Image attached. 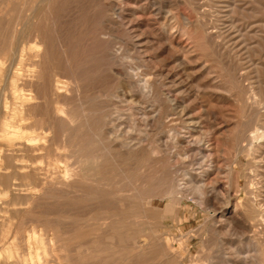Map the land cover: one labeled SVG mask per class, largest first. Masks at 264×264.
<instances>
[{"label":"rangeland","instance_id":"374dc122","mask_svg":"<svg viewBox=\"0 0 264 264\" xmlns=\"http://www.w3.org/2000/svg\"><path fill=\"white\" fill-rule=\"evenodd\" d=\"M12 27L22 34L10 43ZM0 36V129L15 133L0 131V231L15 230L13 253L35 226L63 264H264L253 135L264 125V0H0ZM37 125L46 140L28 144ZM56 150L71 164L62 178L46 165ZM91 155L97 165L82 171Z\"/></svg>","mask_w":264,"mask_h":264},{"label":"bare ground","instance_id":"6f19581e","mask_svg":"<svg viewBox=\"0 0 264 264\" xmlns=\"http://www.w3.org/2000/svg\"><path fill=\"white\" fill-rule=\"evenodd\" d=\"M15 1V0H14ZM40 1H43V2H47V1H49V0H40ZM19 2V1H18ZM22 3H23V1H22ZM231 3V2H230ZM234 3H235V1H234ZM18 4H20V3H18ZM24 4H25V2H24ZM35 5H36V3H34ZM229 4V3H228ZM5 5V4H4ZM232 5H233V3H232ZM25 6V5H24ZM24 6H23V8H24ZM29 6V5H28ZM46 6H48V5H46ZM5 7V6H4ZM26 7V6H25ZM6 8V7H5ZM43 8H44V5H43ZM34 9V8H33ZM33 9H31V14L33 13L32 12V10ZM37 9V8H36ZM34 13H35V10H34ZM41 13V12H40ZM227 14V13H226ZM12 14H10V16H11ZM19 15H21V14H19ZM19 15H18V18H16L18 21H19ZM30 15V14H29ZM28 15V16H29ZM34 15V14H33ZM32 15V16H33ZM8 16V15H7ZM13 17V16H12ZM30 17V19H31V16H29ZM35 17H37V15L35 16ZM34 17V18H35ZM228 18V17H227ZM5 19V18H4ZM11 19V18H10ZM9 19V20H10ZM29 19V18H28ZM27 19V20H28ZM29 19V20H30ZM16 20V21H17ZM28 20V21H29ZM16 21L15 22H13V24H15L16 23ZM32 21H33V18H32ZM4 22V21H3ZM10 22V21H9ZM30 22V21H29ZM220 22V21H219ZM19 23V22H18ZM18 23H17V25H18ZM23 23V22H22ZM1 24H3L2 22H1ZM30 24V23H29ZM31 24H34V23H32L31 22ZM8 25V24H7ZM10 25V24H9ZM7 28V27H6ZM6 28H4V29H6ZM12 28H14V27H12ZM30 28V30H31V26L29 27ZM213 28V27H212ZM9 29H11V28H9ZM8 29V30H9ZM21 29H23L22 28V26H21ZM31 32V31H30ZM20 33H21V31H19V30H17V28L15 27L14 29H12V31L10 32V36H9V38H7L6 40L7 41H10V43H11V40L14 38V39H16V36L19 38L20 36H18V34L20 35ZM7 34H8V32H7ZM22 34V33H21ZM4 35V34H3ZM6 35V34H5ZM217 35V34H216ZM31 36H32V33H31ZM40 36V35H39ZM1 37V36H0ZM26 37V36H25ZM28 37H30V35L28 36ZM209 37V36H208ZM1 39V38H0ZM3 39V38H2ZM4 39H5V36H4ZM4 39L2 40V41H4ZM13 39V40H14ZM40 39V38H39ZM38 39V40H39ZM26 40H27V37H26ZM29 40V39H28ZM18 43H20V41H19V39L18 40H16ZM13 42V41H12ZM26 43H28V41H25ZM33 41H31V43H32ZM39 42V41H38ZM25 43V44H26ZM22 43H20V45H21ZM24 44V43H23ZM41 44V43H40ZM15 45V44H14ZM13 45V46H14ZM19 45V44H18ZM31 45H33V44H31ZM31 45H29V46H31ZM36 45H39V43H37ZM216 45V44H215ZM9 46V45H8ZM7 46V47H8ZM25 45H23V47H24ZM40 46V45H39ZM42 46V45H41ZM55 46V45H54ZM23 47L21 46V49H20V51H22V52H24L25 51V49L24 50H22L23 49ZM4 48H6L5 46H4ZM11 49V48H10ZM16 49H17V47L15 48V50H13V51H16ZM31 49V48H30ZM33 49H34V51H35V53H33V55H32V62H33V64H34V66H35V62H36V60L38 59V54H40V52L37 50V48L36 47H33ZM3 50V49H2ZM7 50H8V48H7ZM39 53H38V52ZM42 51V50H41ZM0 52H2L1 50H0ZM3 52H5L4 50H3ZM12 52V51H11ZM17 52H18V50L16 51V53L15 52H13V53H15V54H17ZM21 52V53H22ZM55 52V51H54ZM10 53V52H9ZM13 53H11V54H13ZM25 53H26V51H25ZM30 53V52H29ZM32 53V52H31ZM7 54V53H6ZM22 55H24V53L22 54ZM30 54H28V56H29ZM41 55V54H40ZM43 55V54H42ZM1 56V55H0ZM9 56H11V55H9ZM13 56H16V55H12V57ZM18 56V55H17ZM21 56V55H20ZM19 56V57H20ZM26 56V55H25ZM31 56V55H30ZM30 56H29V58H30ZM22 57V56H21ZM20 57V58H21ZM40 57V56H39ZM10 58V57H9ZM14 58V57H13ZM16 58H18V57H16ZM15 58V59H16ZM19 58V60H23V57H22V59H20ZM25 60V59H24ZM23 60V61H24ZM29 60V59H28ZM2 61V60H1ZM40 60L38 59V62H39ZM12 62H14V61H12ZM11 62V63H12ZM17 62H20V61H17ZM30 62V61H29ZM10 64V63H9ZM31 64V63H30ZM10 69H11V64H10V66H8ZM14 67V63H13V66H12V68ZM41 67V66H40ZM31 68H33L32 70H28V76H30L31 75V73H29V72H32V73H34V75L33 76H35V73L37 72V70H36V68L34 69V67H31ZM30 69V68H29ZM4 70V69H3ZM13 70V69H12ZM17 69H15V71H16ZM5 71V70H4ZM19 71V70H18ZM39 71V70H38ZM40 72H41V70H40ZM53 72V71H52ZM20 73V72H19ZM9 74V73H8ZM14 74H15V72H14ZM16 74H18L17 73V71H16ZM30 74V75H29ZM19 75V74H18ZM21 75V74H20ZM40 75V74H39ZM58 75V74H57ZM6 76H7V74H6ZM25 76V75H24ZM37 76V75H36ZM48 76V75H47ZM59 76V75H58ZM31 77V78H30ZM29 77V79L30 80H32V76H30ZM6 78H9V76L8 77H6ZM59 78V77H58ZM26 79V78H25ZM24 79V80H25ZM34 79V78H33ZM10 80V79H9ZM12 80V79H11ZM24 80H23V82H24ZM35 80V79H34ZM39 80V79H38ZM44 80H46V79H44ZM55 82V81H54ZM31 83V82H30ZM38 83V82H37ZM64 83H63V81L62 80H57L56 81V83H55V86H54V90H55V93L57 94H59V93H61L62 92V88L65 86V85H63ZM144 84V83H143ZM14 85H16V84H14ZM127 85V84H126ZM125 85V86H126ZM145 85V84H144ZM13 86V85H12ZM31 86V85H30ZM44 86V85H43ZM14 87V86H13ZM41 87V86H40ZM146 87H147V85H146ZM42 88H44V87H42ZM129 88V87H128ZM131 88V87H130ZM4 89V88H3ZM12 89V88H11ZM46 89V88H45ZM44 89V90H45ZM20 90V89H19ZM32 90V89H31ZM30 90V91H31ZM12 91H13V89H12ZM46 91V90H45ZM34 92V91H33ZM39 93V92H38ZM37 93V94H38ZM15 94H16V91H15ZM30 94V93H29ZM49 94V93H48ZM23 95V94H22ZM25 95H27L28 96V94H25ZM25 95H24V98H25ZM31 95V94H30ZM50 95V94H49ZM20 97H21V95H19ZM34 96H36L35 95V93H34ZM34 96H33V98H34ZM42 96V95H41ZM43 96H45V95H43ZM13 97H14V94H13ZM38 97V96H37ZM2 98V97H1ZM22 98V97H21ZM30 98V97H29ZM47 98V97H46ZM61 98V97H60ZM41 99V98H40ZM56 100H57V98H55ZM23 100V99H22ZM26 100V99H25ZM37 100V99H36ZM45 100V99H44ZM43 100V101H44ZM0 101H2V100H0ZM4 101H6L5 99H4ZM29 101V100H28ZM42 101V100H41ZM47 99H46V103H47ZM27 102V101H26ZM25 102V103H26ZM19 103V102H18ZM23 103H24V101H23ZM30 103V102H29ZM43 103V102H42ZM1 104V103H0ZM9 104V103H8ZM12 105V104H11ZM45 106H46V104H44ZM55 105H56V103H55ZM99 105V104H98ZM264 105V104H263ZM1 106V105H0ZM13 106V105H12ZM27 106V105H26ZM2 107V106H1ZM7 107H9V105L7 106ZM17 107V106H16ZM13 108V112H12V117H16V115L17 116H19L20 117V120H22V118H23V112L21 113V111L18 109V108ZM48 107H49V105H48ZM64 107V106H63ZM34 108V107H33ZM50 108H51V105H50ZM60 108V107H59ZM59 108L57 107V106H54V112H55V114L57 115V111L59 112ZM160 108V107H159ZM6 109V108H5ZM9 109V108H8ZM46 109H47V107H46ZM49 109V108H48ZM52 109V108H51ZM0 110H2V108L0 109ZM7 110V109H6ZM159 110V109H158ZM9 111V110H8ZM26 111V110H25ZM30 111H31V109H30ZM45 112V111H44ZM52 112V111H51ZM46 113V112H45ZM6 114V113H5ZM25 114V113H24ZM27 114V113H26ZM54 114V115H55ZM48 115V114H47ZM51 115V114H50ZM53 115V116H54ZM37 116V115H36ZM58 116V115H57ZM63 116V115H62ZM61 116V117H62ZM70 116H72V115H70ZM11 117V118H12ZM26 117V116H25ZM40 117V116H39ZM136 117V116H135ZM10 118V119H11ZM18 118V117H17ZM31 118H32V115H31ZM36 118V117H35ZM263 118H264V116H263ZM6 119V118H5ZM16 119V118H15ZM14 119V120H15ZM58 119V118H57ZM35 120V119H34ZM33 120V121H34ZM44 120V119H43ZM46 120V119H45ZM49 120V119H48ZM69 120V119H68ZM260 120H262V119H260ZM264 120V119H263ZM262 120V121H263ZM5 121V120H4ZM10 121V120H9ZM36 121V120H35ZM61 121V120H60ZM52 122V121H51ZM50 122V123H51ZM0 123H1V120H0ZM20 123H23V124H25L24 122H20ZM34 123V122H33ZM47 123V121H45V124ZM52 123H54V122H52ZM63 123V122H62ZM67 123H68V121H67ZM32 124V123H31ZM36 124H40V121L39 120H37V122H35V125ZM61 124V123H60ZM16 126H17V124H15ZM27 125V124H26ZM34 125V124H33ZM32 125V126H33ZM51 125V124H50ZM59 125V124H58ZM10 126H13L12 124H10L8 121L7 122H3L2 123V128L0 129V131L3 133V135L5 136V137H8V138H12V136H11V134L12 135H14L11 131H9L7 128H9ZM18 126H20V124L18 125ZM31 126V125H30ZM37 126H39L38 128L41 130L38 134L36 133L35 135H30V134H28V135H30L27 139H28V144H36L35 143V141L37 140V139H41V140H43V141H45L46 139L44 138V133H45V129L43 128V125H37ZM45 126V125H44ZM46 126H48V125H46ZM24 127H25V125H24ZM28 127H29V124H28ZM34 127V126H33ZM50 127V126H49ZM62 127V126H61ZM64 127V126H63ZM21 128V127H20ZM256 128V127H255ZM24 129V128H23ZM21 130V129H20ZM30 130H32V129H30ZM15 131V130H14ZM22 131V130H21ZM51 131V130H50ZM146 131V130H145ZM149 131V130H148ZM23 132V131H22ZM29 132V131H28ZM27 132V133H28ZM32 132V131H31ZM30 132V133H31ZM33 132H34V130H33ZM53 132V131H52ZM51 132V133H52ZM153 132V131H152ZM18 133V132H17ZM188 133V132H187ZM32 134V133H31ZM34 134V133H33ZM109 134V133H108ZM27 135V136H28ZM53 135V134H52ZM52 135H49V138L50 137H52ZM65 135V134H64ZM253 135H255L259 140H258V142H257V145H256V147H255V154L258 156V157H260L263 153H264V145L263 144H261L260 142H261V139L263 138V136H264V125L263 126H261V127H259V128H256V130L253 132ZM21 137H23V136H21ZM184 137V136H183ZM17 138V137H16ZM25 138V139H26ZM63 138V137H62ZM116 138H118V137H116ZM201 138V137H200ZM200 138H194V140H195V144L199 147V148H202L201 146H202V140L200 139ZM13 139H15L14 137H13ZM21 139V138H20ZM112 139H113V137H112ZM111 139V140H112ZM18 140V139H17ZM22 140H23V138H22ZM52 139H50V141H51ZM64 140V139H63ZM121 140H125V139H121ZM15 141V140H14ZM20 141V140H19ZM49 141V140H48ZM67 141V140H66ZM92 141H93V139H92ZM3 142V141H2ZM16 142V141H15ZM37 142V141H36ZM118 142V141H117ZM255 142V141H254ZM253 142V143H254ZM11 143H12V141H11ZM14 143V142H13ZM12 143V144H13ZM43 143V142H42ZM48 143H50V142H48ZM51 143H52V141H51ZM59 143V142H58ZM66 143V142H65ZM64 143V144H65ZM69 143V142H68ZM94 143V142H93ZM100 143H102V142H100ZM114 143V142H113ZM63 144V145H64ZM71 144V143H70ZM75 144V143H74ZM73 144V145H74ZM194 144V143H193ZM238 144V143H237ZM241 144V143H240ZM23 145V144H22ZM44 145H45V143H44ZM46 145H49V144H47L46 143ZM15 146V145H14ZM35 146V145H34ZM52 146H54V144L52 145ZM66 146V145H65ZM185 146V145H184ZM196 146V147H197ZM239 146V145H238ZM241 146V145H240ZM13 147V146H12ZM25 147V146H24ZM130 147V146H129ZM252 147V146H251ZM62 148V147H61ZM66 148V147H65ZM71 148V147H70ZM75 148V147H74ZM105 148V147H104ZM111 148V147H110ZM121 148V147H120ZM240 148V147H239ZM56 149H58V148H56ZM72 149V148H71ZM76 149V148H75ZM123 149V148H122ZM122 149H120V150H122ZM132 149V148H131ZM206 149V148H205ZM245 149V148H244ZM1 150H3V149H1ZM60 150V149H59ZM168 150V149H167ZM166 150V151H167ZM198 150V149H197ZM66 151V150H65ZM86 151V150H85ZM101 151V150H100ZM99 151V152H100ZM158 151H160V150H158ZM162 151V150H161ZM160 151V152H161ZM199 152V154H200V150H198ZM239 151V150H238ZM242 151V150H241ZM243 151H245V150H243ZM3 152V151H2ZM29 152V151H28ZM39 152H40V150H39ZM42 152V151H41ZM48 152H49V150H48ZM76 152V151H75ZM129 152V151H128ZM130 152H131V150H130ZM139 152V151H138ZM197 152V151H196ZM254 152V151H253ZM37 153H38V151H37ZM54 155H55V157H56V159L54 158V160H56L57 161V163H51L50 161H48L47 162V166L48 167H51L52 169L51 170H53V172L56 174V175H59V176H61V178H62V173L64 172V169L65 168H67L68 166H70L71 164H69V163H67V161H63V160H61L60 159V153H58L57 152V150H56V152H52ZM63 153V152H62ZM61 153V154H62ZM81 153V152H80ZM98 153V152H97ZM104 153V152H103ZM239 153V152H238ZM30 154H31V151H30ZM32 155V154H31ZM34 155V154H33ZM44 155H45V153H44ZM69 155V154H68ZM67 155V156H68ZM34 156H36V155H34ZM49 156H50V154H49ZM92 156V155H91ZM91 156H89V157H86L85 156V158L83 159V160H81L78 164H80V165H82V167H81V169H82V171H84V170H86V172H87V169H91L92 167H93V164H95L96 163V158H94L93 156L91 157ZM95 156V155H94ZM98 156V155H97ZM81 157V156H80ZM18 157H16V159H17ZM42 158V157H41ZM45 158H48L47 156L45 157ZM50 158H51V156H50ZM203 158V157H202ZM262 158H264L263 156H262ZM65 159V158H64ZM13 160V159H12ZM29 160V159H28ZM79 160V159H78ZM264 160V159H263ZM16 161V160H15ZM43 161V160H42ZM53 161V160H52ZM75 161V160H74ZM77 161V160H76ZM98 161V160H97ZM101 161V160H100ZM13 162H14V160H13ZM41 162V161H40ZM54 162V161H53ZM39 163V162H38ZM73 163V162H72ZM13 164V163H12ZM15 164V163H14ZM40 164V163H39ZM32 165V164H31ZM43 165V164H42ZM45 165V164H44ZM45 165V166H46ZM76 165H77V162H76ZM75 165V166H76ZM79 165V166H80ZM95 165H97V164H95ZM95 165H94V167H95ZM99 166V165H98ZM8 167V166H7ZM38 167V166H37ZM44 167V166H43ZM42 167V168H43ZM263 167V166H262ZM47 168V167H46ZM64 168V169H63ZM257 168V167H256ZM20 169V168H19ZM47 169H49V168H47ZM69 169V168H68ZM262 169H264V168H262ZM261 169V170H262ZM1 170V169H0ZM17 170V169H16ZM98 170V169H97ZM4 171V170H3ZM38 171H39V169H38ZM65 171H66V169H65ZM68 171V170H67ZM96 171V170H95ZM94 170H93V172H95ZM5 172V171H4ZM7 172V171H6ZM43 172H45V171H43ZM49 172H50V170H49ZM89 172H91V170L89 171ZM9 173V172H8ZM45 173H47V170H46V172ZM45 173H44V175H45ZM261 173H263V172H261ZM5 174V173H4ZM2 175H3V173H2ZM49 175V174H48ZM54 174H52V176H53ZM253 175H254V178H259L261 175H260V173H259V171H258V169H255V170H253ZM263 175V174H262ZM42 176V175H41ZM58 176V177H59ZM38 177V176H37ZM54 177V176H53ZM262 177V176H261ZM8 179L7 180H10L11 178H10V176H8L7 177ZM45 178H47V177H45ZM85 178V177H84ZM94 178V177H93ZM48 179H50V177H48ZM54 179H56V178H54ZM59 179V178H58ZM91 179H92V177H91ZM262 179H264V178H262ZM37 180V179H36ZM53 180V179H52ZM96 180V179H95ZM33 181V180H32ZM46 181H47V179H46ZM45 181V182H46ZM50 181V180H49ZM257 181H258V179H257ZM44 181H43V183H45ZM63 182V181H62ZM52 183V182H51ZM259 182H256L255 181V185H257ZM261 183V182H260ZM1 184V183H0ZM35 184H37V182L35 183ZM47 184V183H46ZM74 184V183H73ZM11 185H13V183L11 184ZM45 185V184H44ZM48 185H49V182H48ZM62 185V184H61ZM63 185H65V184H63ZM179 185H181V184H179ZM178 185V186H179ZM260 185V184H259ZM68 186V185H67ZM74 186V185H73ZM261 187H262V185H260ZM39 187H42V186H39ZM53 187H54V185H53ZM64 187H66V185L64 186ZM257 187V186H256ZM4 188V187H3ZM28 188H29V186H28ZM34 188V187H33ZM44 188V187H43ZM51 188V187H50ZM50 188H49V190H50ZM56 188V187H55ZM55 188H53V190L55 189ZM76 188H78V187H76ZM75 188V189H76ZM179 188V187H178ZM177 188V189H178ZM194 188V187H193ZM198 188H200V187H198ZM52 189V188H51ZM171 189V188H170ZM173 189V188H172ZM48 190V191H49ZM65 190V189H64ZM80 190V189H79ZM165 190V189H164ZM163 190V191H164ZM197 190H199V189H197ZM200 190H201V188H200ZM57 191V190H56ZM59 191V190H58ZM61 191V190H60ZM171 191V190H170ZM73 192V191H72ZM175 192V191H174ZM62 193V192H61ZM198 193V192H197ZM29 194V193H28ZM166 194V193H165ZM65 195V194H64ZM170 195H171V192H170ZM172 195H173V193H172ZM163 196V195H162ZM177 196V195H176ZM175 196V197H176ZM169 197V196H168ZM119 198V197H118ZM124 199V198H123ZM33 204V203H32ZM88 205V204H87ZM260 216V215H259ZM261 216H263V215H261ZM260 216V217H261ZM263 218V217H262ZM35 220V219H34ZM6 221V220H5ZM263 221H264V219H263ZM262 221V222H263ZM36 222V221H35ZM25 223V222H24ZM28 223H30V222H28ZM32 223H34L33 221H32ZM49 223V222H48ZM236 223V222H235ZM264 223V222H263ZM31 224V223H30ZM44 224V223H43ZM1 225V224H0ZM5 225V224H4ZM33 226V225H32ZM37 226V225H36ZM52 226V225H51ZM1 228V227H0ZM29 228V227H28ZM57 228V227H56ZM62 229V228H61ZM260 229V228H259ZM12 230H10V228L8 229V230H3V231H0V244H1V246L2 247H4L3 249H4V251H5V254L7 255V258H6V260L5 261H3L2 263L0 262V264H63L64 262L62 261V260H64L63 259V257H64V253L62 254V255H60V252H59V254L56 252V250H58L57 249V247H55L54 246V248L52 247V243H53V239L52 238H50L49 239V241L47 240V236H45V234L43 233V231H40V230H36V228H35V226H34V228H32V229H28V232H26L25 234H24V241H25V246H26V251L25 252H23V253H19V252H15V253H13V249L11 250V247H13V246H15V243H14V239H15V237L12 235V234H14L13 233V231L15 232V230H13L12 232H11ZM65 231V229L63 230V232ZM58 232H59V230H58ZM16 233V232H15ZM51 233V232H50ZM54 234V233H53ZM60 234V233H59ZM13 236V237H12ZM57 236H58V234H57ZM61 236H62V233H61ZM137 236V235H136ZM132 237V236H131ZM69 239V238H68ZM73 239V238H72ZM143 239V238H142ZM69 240H71V238L69 239ZM22 241V240H21ZM72 241V240H71ZM131 241H132V239H131ZM138 242V241H137ZM144 242V241H143ZM22 243V242H21ZM55 243V242H54ZM54 243H53V245H54ZM60 243V242H59ZM139 243H140V241H139ZM16 244H18V243H16ZM24 244V243H23ZM69 244V243H68ZM135 244V243H134ZM19 245V244H18ZM65 246H66V244H64ZM23 246V245H22ZM137 246H138V244H137ZM139 247V246H138ZM140 248V247H139ZM21 249H22V247H21ZM138 251V250H137ZM136 252V251H135ZM1 256V255H0ZM63 256V257H62ZM264 256V255H263ZM75 258V257H74ZM72 259V258H71ZM78 259V258H77ZM126 259V258H125ZM124 259V260H125ZM262 259V258H261ZM66 260V259H65ZM73 260V259H72ZM128 260V259H127ZM263 260V259H262ZM63 262V263H62ZM72 263V262H71ZM261 263V262H260Z\"/></svg>","mask_w":264,"mask_h":264}]
</instances>
